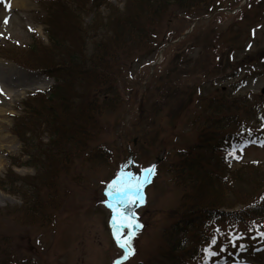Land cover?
Segmentation results:
<instances>
[{"label": "rangeland", "instance_id": "1", "mask_svg": "<svg viewBox=\"0 0 264 264\" xmlns=\"http://www.w3.org/2000/svg\"><path fill=\"white\" fill-rule=\"evenodd\" d=\"M12 1L0 0V264H205L201 249L212 236L217 255L207 264H264V222L259 214L254 222L245 219L248 207L264 206V144L239 149L235 156L217 154L218 169L207 165L205 172L227 182L178 173L195 147L191 160L197 158L199 166L211 135L235 132L221 122L208 125L211 105L228 106L213 122L227 114L231 122L248 121L255 114L241 128L264 140V122L257 126L264 113L257 121L255 110L264 100V0L169 3L152 28L129 44L123 41L121 49L110 45L108 32L132 0ZM51 1L64 2L74 16L72 46L83 37L85 58L99 53L95 46L104 56L95 55L97 67L68 91L76 97L74 107L66 113L55 108L54 122L31 117L34 125L24 136L32 146L23 145L12 133L13 119L29 118L28 96H48L55 85L54 77L37 69L52 55L45 23ZM66 21L61 19L59 28ZM71 29L67 23L65 31ZM34 40L40 48L36 56L28 49ZM16 59L28 63L22 65L27 69ZM107 87L116 98L105 102ZM98 90L95 104L88 105ZM84 110L90 120L77 121L86 127L79 136L83 144L74 137V126L65 128ZM36 145L47 149L49 162H39ZM244 165L251 166L244 168L245 181L233 182ZM151 166L126 257L113 235L107 186L122 168L142 178ZM217 213L224 220L206 221Z\"/></svg>", "mask_w": 264, "mask_h": 264}, {"label": "trees", "instance_id": "2", "mask_svg": "<svg viewBox=\"0 0 264 264\" xmlns=\"http://www.w3.org/2000/svg\"><path fill=\"white\" fill-rule=\"evenodd\" d=\"M130 0H128L129 3ZM132 6L128 5L125 7V10L118 15V19L115 20L116 28L114 32H108L112 34V39L108 38L110 42V45L118 47V49L123 48L124 43H122L125 40H128V44L130 43V39L133 38H138L142 37L144 34V31L149 30L152 28L157 22V19L160 16H163L164 13L166 14L167 8L170 5L169 3L176 4L177 6L181 7L187 0H132ZM193 0H189L188 2H192ZM220 0H215V3H220ZM134 5V6H133ZM48 16H46L45 23L47 24L48 28L46 30V35L48 40L51 43L50 50L52 51V55L50 53L46 54V57L44 58V63L39 64V70L44 71L46 74L51 75V77L55 78V85L52 87V89L49 91V95H45L43 92H37L35 94H31L28 96V99H31L28 103H26V107L29 110V118L24 119L20 117H15L13 120V127H12V133L17 136L23 145L30 144L32 146V141L26 138L25 132L26 130L30 131V128L34 125L31 122V117L34 119H38L41 121V123H46L48 122H54L57 120L56 118V112L55 108H60L63 113L67 112V109H70L74 107L75 105H71L76 97H71L70 93L68 91H72V89L75 86L76 81H81L82 79H85V76L88 75L91 71L97 67L96 62L98 60H95V55L101 57L104 56L100 54V48L98 46H95L97 48L95 55L90 59V58H85L84 55V50L86 49V40H84L83 37H79V44L78 46H72L71 41H77L75 39H72L69 35H75L74 32H76L77 25L75 26V23H72L74 20V16L72 13H69L66 4L64 2H59L56 3L54 1H51L49 4L48 8ZM67 18L66 24H62L61 28L58 26V22L61 21V19ZM71 22V23H70ZM67 23L70 24V27L72 28L68 33L67 30ZM110 25V24H109ZM154 30V29H152ZM66 33V35H63ZM138 36V37H137ZM70 37L69 40V46L67 45L68 40L66 39ZM36 40L32 41L29 44V52L33 55L36 56L38 53H35L37 50H39V45L35 43ZM137 44H144V41L139 40ZM151 44H155L154 42H150ZM156 48H159L157 46ZM106 50V49H105ZM111 50V49H110ZM128 54L133 51H130L131 49L127 50L125 49ZM61 51V52H59ZM63 51H66V54H61ZM61 54V55H60ZM76 54V55H75ZM80 54L81 57L78 56ZM20 65L28 67V63L24 62L22 59L18 61L17 59L15 60ZM70 89V90H69ZM171 87L169 88V90ZM105 98L103 100L109 101L110 98L115 99L116 98V93L112 87H107L105 88ZM115 93V95L113 94ZM99 95V90L96 92V94L90 95L88 98V105L93 106L96 102V99ZM86 98V97H85ZM168 96L165 97L167 99ZM144 99V98H143ZM142 99V100H143ZM141 100V101H142ZM82 101V100H78ZM54 103V105H52ZM56 103V106H55ZM80 103V102H79ZM90 103V104H89ZM213 103V102H212ZM257 108L255 109L258 118L257 121L262 118L263 113H264V100L260 98L257 101ZM45 106V108H43ZM113 105L109 104V107ZM219 108V109H216ZM228 108L227 105H218L217 107H214L211 105L210 107V112L212 115V118L215 117V114L219 117L221 115V110L226 111ZM82 110V109H81ZM43 111H46V113H43ZM79 117H77V120H74L72 124L70 125L71 127L65 128V130L72 129L73 126L76 129V132L74 130L75 138L78 140V143H85L79 138V136L86 134L85 130L86 127L82 126V122H77L79 120H83V122L87 123L90 118V113L87 110H84L80 112ZM229 115V114H227ZM224 116L221 118H218L215 122H213L211 119L208 121V125L213 124V123H224L227 127L233 126L234 131L233 134L229 135H219L214 137V134L211 135V137L207 140V142L204 144L205 150L207 152L203 155L201 153L199 154V166L197 163V158L195 160H191L193 157H191L192 153L195 152L196 150H199V147H195L194 151H191L190 155H186L183 157V160L178 168V173L183 172L184 170H187L188 172L192 173L193 175H206L209 179L214 180L216 184H219L218 182L224 181L225 176L223 178H214L210 173L205 172L206 171V166L207 165H214V170L218 169V158L217 154L221 153H227L230 152L234 149L241 148V146L248 147V146H255L258 142L256 137H253L251 135H254L253 133H248L245 132L246 130H243L241 128V124L244 122H251L255 116V114H252V118H246L248 121H238V120H233L232 122L229 121V116ZM235 118H238L239 116H234ZM209 119V118H208ZM64 122L63 120H61ZM262 122H264V119L262 118L258 125L259 126ZM77 123V124H76ZM238 127V128H237ZM210 128V127H209ZM211 129V128H210ZM82 133V134H81ZM82 137V136H81ZM214 137V138H213ZM38 146L36 145L35 148L37 150V153L39 154L38 160L40 162L41 159L46 160V162H49V152L46 150H41L37 148ZM59 148V146H57ZM197 156V155H195ZM43 160V161H44ZM222 162H224L225 166V161L221 159ZM204 162H207V164H204ZM247 166V167H246ZM249 168L248 165H244L242 167V170H236V172L233 173V179L235 183L240 182L242 183L245 181V169L244 168ZM230 177V176H228ZM232 177V176H231ZM232 179V180H233ZM247 180V179H246ZM2 184V180H0V185ZM35 195V194H34ZM32 195V197H34ZM205 204V203H203ZM258 206L261 205H254L248 207V213L247 216H245V219H247L250 222H254L255 215L254 214H259V221L264 222V206L261 208H258ZM201 209V208H199ZM194 210V209H193ZM246 214V212H245ZM223 215H220V213H217L213 216H207L206 221L212 222V221H217L221 220ZM227 217V216H226ZM257 217V216H256ZM199 220H195L190 222L192 225H195ZM189 226L191 224H188Z\"/></svg>", "mask_w": 264, "mask_h": 264}, {"label": "snow or ice", "instance_id": "3", "mask_svg": "<svg viewBox=\"0 0 264 264\" xmlns=\"http://www.w3.org/2000/svg\"><path fill=\"white\" fill-rule=\"evenodd\" d=\"M229 155L235 156V149ZM239 158V157H235ZM145 173L151 174L154 171V166L142 170ZM143 181L141 177L132 173L131 171H125L122 168L119 173L108 183L106 195L108 199L105 201L107 206L112 210V223L114 225L113 235L117 239V243L120 245L121 249L126 250V256L131 253V239L134 235L132 231L133 228L139 227L134 220L127 215V209L131 207L137 200L142 199V197H133L132 193H138ZM124 228L128 229L126 236L120 233ZM219 232V229L216 230ZM264 235V233H262ZM217 243V237L212 236L208 244L201 249L205 255V264L207 260H210L217 253L214 251L213 246ZM223 251V248L220 249Z\"/></svg>", "mask_w": 264, "mask_h": 264}, {"label": "bare ground", "instance_id": "4", "mask_svg": "<svg viewBox=\"0 0 264 264\" xmlns=\"http://www.w3.org/2000/svg\"><path fill=\"white\" fill-rule=\"evenodd\" d=\"M15 3H17V2H14V0L12 1V5H15Z\"/></svg>", "mask_w": 264, "mask_h": 264}]
</instances>
